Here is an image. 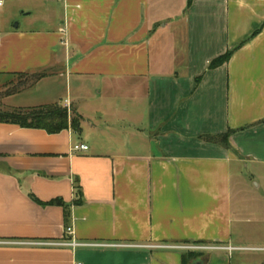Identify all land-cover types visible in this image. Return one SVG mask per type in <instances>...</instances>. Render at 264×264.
I'll use <instances>...</instances> for the list:
<instances>
[{
    "label": "crops",
    "instance_id": "1",
    "mask_svg": "<svg viewBox=\"0 0 264 264\" xmlns=\"http://www.w3.org/2000/svg\"><path fill=\"white\" fill-rule=\"evenodd\" d=\"M51 1L48 27L0 17V87L62 75L81 130L0 122V264H181L184 246L221 247L193 250L202 264L264 255V0ZM77 74L117 81L138 118L84 126ZM14 94L0 106H28L7 105ZM228 130V147L201 137Z\"/></svg>",
    "mask_w": 264,
    "mask_h": 264
},
{
    "label": "rangeland",
    "instance_id": "2",
    "mask_svg": "<svg viewBox=\"0 0 264 264\" xmlns=\"http://www.w3.org/2000/svg\"><path fill=\"white\" fill-rule=\"evenodd\" d=\"M0 7V17L7 26L14 25L20 21V28L26 27H48L58 14L54 2L51 0H3ZM28 15H24L28 13ZM32 78L30 73L12 75L9 77L12 86L19 83L28 84ZM102 83L100 76L88 74L72 76L71 94L75 98L77 95L79 108L78 112L88 118L84 126L89 127V123L103 124L108 121L122 123L125 125L133 123L138 114H135L133 97L125 91L117 81ZM56 90H54V87ZM67 84L62 75L49 76L47 79L37 81L32 87L16 92L12 97L5 99V103L10 106L63 103L67 95ZM69 86V85H68ZM1 88V87H0ZM2 89V88H1ZM128 95V96H127ZM61 96V98H58ZM1 104V102H0ZM129 106V110L124 107ZM5 106H0L4 110ZM71 115V111H68ZM119 114V119L114 118ZM127 123V124H126ZM124 124V123H123ZM231 264H264L263 251L234 250Z\"/></svg>",
    "mask_w": 264,
    "mask_h": 264
},
{
    "label": "trees",
    "instance_id": "3",
    "mask_svg": "<svg viewBox=\"0 0 264 264\" xmlns=\"http://www.w3.org/2000/svg\"><path fill=\"white\" fill-rule=\"evenodd\" d=\"M234 49H229L225 53L213 58L209 64V68H213L228 61L231 57ZM27 73H17L14 75H21ZM32 78L28 84L19 83L12 86L11 83H5L0 90V96L10 95L21 90L32 87L38 80L47 75L46 71L30 73ZM60 103L53 104H40L35 106L26 107H9L4 110H0V122L16 124L20 127L26 128H38L43 129L47 133H58L64 129L71 128L72 130L79 132L81 130V116L78 115L75 110H70ZM231 130L223 134L218 135H201L207 141L219 142L222 145L228 147V137ZM77 195H80V190H77ZM202 251L186 250L181 257V264H191L196 260L202 261Z\"/></svg>",
    "mask_w": 264,
    "mask_h": 264
},
{
    "label": "built area",
    "instance_id": "4",
    "mask_svg": "<svg viewBox=\"0 0 264 264\" xmlns=\"http://www.w3.org/2000/svg\"><path fill=\"white\" fill-rule=\"evenodd\" d=\"M1 6H3V0H0V7ZM64 106L68 109V111L70 110V108H69L67 103H65ZM87 149H88V146L85 143H78V144H75V145L72 146V150H74V151H78V150L85 151ZM66 231L68 233H71L72 232V228L71 227H67ZM65 244H69L71 246L85 245L84 243H78V242H75L74 240L66 242ZM91 245H95V244H91ZM184 248H186L188 250H191V249L192 250H207V249H218V248H221V247H217V246H184Z\"/></svg>",
    "mask_w": 264,
    "mask_h": 264
},
{
    "label": "water",
    "instance_id": "5",
    "mask_svg": "<svg viewBox=\"0 0 264 264\" xmlns=\"http://www.w3.org/2000/svg\"><path fill=\"white\" fill-rule=\"evenodd\" d=\"M191 264H202V261L201 260H196V261L192 262Z\"/></svg>",
    "mask_w": 264,
    "mask_h": 264
}]
</instances>
